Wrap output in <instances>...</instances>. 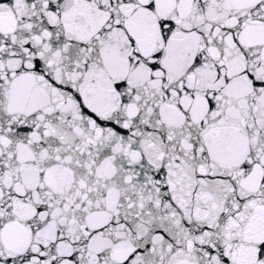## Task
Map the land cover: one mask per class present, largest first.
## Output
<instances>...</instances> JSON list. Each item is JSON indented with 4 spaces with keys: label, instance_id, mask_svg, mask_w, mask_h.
Masks as SVG:
<instances>
[{
    "label": "snow or ice",
    "instance_id": "1",
    "mask_svg": "<svg viewBox=\"0 0 264 264\" xmlns=\"http://www.w3.org/2000/svg\"><path fill=\"white\" fill-rule=\"evenodd\" d=\"M0 264H264V0H0Z\"/></svg>",
    "mask_w": 264,
    "mask_h": 264
}]
</instances>
